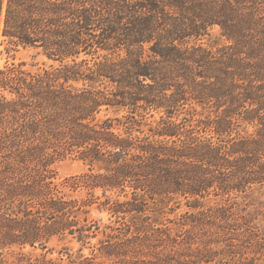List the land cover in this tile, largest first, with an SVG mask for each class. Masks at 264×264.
<instances>
[{
  "label": "trees",
  "instance_id": "1",
  "mask_svg": "<svg viewBox=\"0 0 264 264\" xmlns=\"http://www.w3.org/2000/svg\"><path fill=\"white\" fill-rule=\"evenodd\" d=\"M0 39L43 58L0 66V264H264V0H0Z\"/></svg>",
  "mask_w": 264,
  "mask_h": 264
},
{
  "label": "rangeland",
  "instance_id": "2",
  "mask_svg": "<svg viewBox=\"0 0 264 264\" xmlns=\"http://www.w3.org/2000/svg\"><path fill=\"white\" fill-rule=\"evenodd\" d=\"M5 43L2 44V39H0V66H3L7 61H14L12 55L15 54L16 61H26L29 64L32 63H41L43 58L41 56H36V51L31 48H23L21 47L18 52L14 50L10 53L7 52ZM88 169V165L86 162L79 158H67L65 160L60 161L57 164V170L60 177H66L70 175H74L77 173H81ZM248 209L258 215L259 226L264 233V190H255L252 195V200L249 203ZM92 216L96 218H101V215L98 210H94ZM104 222L109 223V219L107 214H104ZM50 247L55 250V255H58L60 251L65 250L67 247L74 248L76 250L79 245L75 242L67 239L53 238L50 242ZM86 253H89V250H85Z\"/></svg>",
  "mask_w": 264,
  "mask_h": 264
}]
</instances>
